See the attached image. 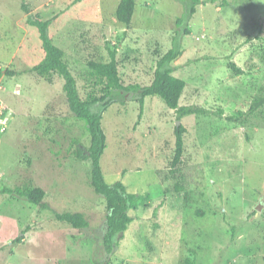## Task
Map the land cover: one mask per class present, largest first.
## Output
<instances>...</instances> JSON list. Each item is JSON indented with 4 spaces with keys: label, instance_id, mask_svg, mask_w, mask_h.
Here are the masks:
<instances>
[{
    "label": "rangeland",
    "instance_id": "rangeland-1",
    "mask_svg": "<svg viewBox=\"0 0 264 264\" xmlns=\"http://www.w3.org/2000/svg\"><path fill=\"white\" fill-rule=\"evenodd\" d=\"M121 1L26 0L27 13L22 0H0V69L15 73L0 77V104L13 113L0 132V264H264V106L243 123L228 120L264 97V0H201L183 26L179 0H136L130 25L116 17ZM36 14L52 20L49 36L83 98L100 93L91 61L108 63L115 52L124 85L145 87L184 37L173 63L187 83L180 106L199 112L179 119L151 96L141 115L131 92L104 113L106 182L151 196L130 211L134 221L111 252L106 200L90 185V162L75 154L90 145L87 126L70 110L63 79L32 71L45 57L28 23ZM178 122L185 152L172 172ZM26 185L45 190L43 207L15 193ZM56 213H82L89 227Z\"/></svg>",
    "mask_w": 264,
    "mask_h": 264
},
{
    "label": "trees",
    "instance_id": "trees-1",
    "mask_svg": "<svg viewBox=\"0 0 264 264\" xmlns=\"http://www.w3.org/2000/svg\"><path fill=\"white\" fill-rule=\"evenodd\" d=\"M185 8V13L178 20L179 26L189 22L197 13V6L201 5V0H179ZM23 8L28 13L26 0H22ZM136 9V0H122L117 8L116 17L119 22L130 25ZM52 20L45 21L39 14L30 15L28 23L35 27L42 42L45 52L44 59L36 65L32 71L36 72L43 78L51 80L53 74L59 75L63 83V93L69 104V108L76 118L85 122L90 133L91 141L86 150H76L75 154L81 161H88L91 165L90 185L94 191L105 198L107 207V229L104 237L107 250L111 252L114 248L115 239L124 234L134 218L130 215L131 210H139L145 205L151 196L131 194L128 192L126 185L118 181L109 185L103 174L101 159L107 149V135L102 126L104 113L110 106L118 103L117 96H123V93L138 94L141 115L144 111L145 100L151 96H159L166 105L178 113V118L193 115L198 111L192 107H181L180 102L187 83L175 76L176 68L173 63L182 56V42L184 37H176L174 46L166 54L160 56L157 61L153 82L148 86L138 84L125 86L120 76L116 53L111 54L108 63L90 62L91 76L95 79V84L100 87V93L91 92L86 97H82L76 77L73 75L67 61L65 53L57 47L49 36V28ZM185 36L190 34L188 29L184 30ZM3 75L13 76L10 70L3 71L0 69V77ZM264 106V97L254 101L249 111L240 112L238 116L228 117L229 121L243 123L245 117L257 113ZM187 130L184 126L176 127V150L172 161V172L179 171L185 152V134ZM179 189V186L177 185ZM8 192H11L7 190ZM19 196L28 199L36 206L43 207L44 200L47 196L45 190L33 187L23 186L15 190ZM56 218L72 225L75 229L89 227V223L82 213H56ZM22 233V232H21ZM25 231L18 237L17 242L24 240Z\"/></svg>",
    "mask_w": 264,
    "mask_h": 264
},
{
    "label": "built area",
    "instance_id": "built-area-1",
    "mask_svg": "<svg viewBox=\"0 0 264 264\" xmlns=\"http://www.w3.org/2000/svg\"><path fill=\"white\" fill-rule=\"evenodd\" d=\"M12 118L13 113L0 104V132H5L9 129Z\"/></svg>",
    "mask_w": 264,
    "mask_h": 264
},
{
    "label": "water",
    "instance_id": "water-1",
    "mask_svg": "<svg viewBox=\"0 0 264 264\" xmlns=\"http://www.w3.org/2000/svg\"><path fill=\"white\" fill-rule=\"evenodd\" d=\"M177 125H178V127H179V125H180V122H178V124H177ZM259 210H260V208H258V211H259Z\"/></svg>",
    "mask_w": 264,
    "mask_h": 264
}]
</instances>
